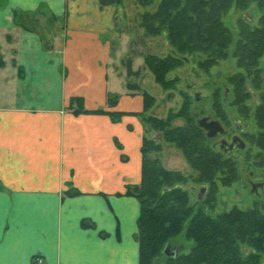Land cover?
<instances>
[{"label":"crops","instance_id":"0c3cea01","mask_svg":"<svg viewBox=\"0 0 264 264\" xmlns=\"http://www.w3.org/2000/svg\"><path fill=\"white\" fill-rule=\"evenodd\" d=\"M121 9L0 0V264H139L144 97L113 78Z\"/></svg>","mask_w":264,"mask_h":264},{"label":"trees","instance_id":"16d2710c","mask_svg":"<svg viewBox=\"0 0 264 264\" xmlns=\"http://www.w3.org/2000/svg\"><path fill=\"white\" fill-rule=\"evenodd\" d=\"M135 1L146 8L156 5L141 14L139 25L146 35L164 37L171 46L166 55L156 52L145 57L146 65L162 86L170 85V71L186 61L189 55L198 56L208 66L228 57L231 52L237 67L246 70L231 75L227 86L230 92L233 91V102L241 111L248 112L246 101L254 100V107L246 116L251 118L249 123L254 124L258 132L250 136L251 142L259 148L257 164L264 166V69L260 67V58L264 54V0ZM125 2L100 0L102 6L122 7ZM253 3L263 11L259 26L251 29L240 20L235 36L225 24L224 16L232 7L245 10ZM132 52L131 44L129 53ZM133 85L127 82L129 88ZM142 95L141 117L152 105L149 94L144 92ZM114 97L117 99L116 95L109 97V104L115 103ZM189 105L185 103L176 114L185 117L183 127L170 126L174 114L166 120L145 118L163 132L165 141L183 151L196 174L170 170L159 159H152L149 152L159 150L161 146L144 137L141 181L128 185L126 190L141 204L136 236L140 248L139 264H264V205L256 202L246 209L235 206L214 213L217 181L223 185L232 183L237 176L236 164L229 155L210 144L205 130L195 121L194 113L189 112ZM110 114L117 120L124 112ZM189 181L197 185L192 187L198 191L201 186L207 188L201 197L198 192L196 201L191 199ZM76 193L72 191V194ZM181 235L193 242L188 252L177 246V255H167L164 252L167 243L172 244Z\"/></svg>","mask_w":264,"mask_h":264},{"label":"rangeland","instance_id":"374dc122","mask_svg":"<svg viewBox=\"0 0 264 264\" xmlns=\"http://www.w3.org/2000/svg\"><path fill=\"white\" fill-rule=\"evenodd\" d=\"M118 13V26L123 32L117 40L116 66L123 76L114 78L117 88H126V82L133 83L131 90L139 93H148L152 99L151 108L142 115L144 125V135L155 144H160L159 150L149 152L152 159H159L163 166L170 170H179L186 174H196L187 162L183 151L174 144L165 141L163 132L153 127L151 122L145 121L146 117H155L156 120H166L170 114L173 118L169 121L171 127H183L186 124L185 117L176 116L185 107V103L190 104V113L197 112L201 117L210 116L218 119L230 131L223 136L217 135L210 139V144L222 137L231 141L232 134H240L246 143V148H236L229 155V158L236 164L237 176L232 183L223 185L217 181L216 207L214 213L228 211L237 206L242 209L253 207L256 202L264 205V166H259V148L251 142L252 134L258 132L254 129V124L250 125L245 131L240 132L236 129L235 121L239 118L243 123L249 122L250 117L246 114L251 113L254 107L253 98L246 101L248 112L241 111L240 107L233 102V91L229 92L231 98L224 99V87L229 84V77L239 71L245 73L246 70L237 67L236 58L230 52L228 57L218 59L215 63L206 66L198 56L189 55L178 67L170 71L172 82L168 87L162 86L157 82L156 77L145 63V57L149 53L159 52L166 55L170 52L171 46L166 38L158 36H148L140 27V16L148 8L154 9L156 5L148 8L142 7L135 0H127L122 5ZM263 11L256 3L249 8L240 10L232 7L224 16L225 24L232 29L237 36L238 24L240 20L245 21L251 29L259 26ZM133 51L130 54V44ZM121 55H124L123 62ZM130 62L128 63V59ZM260 67L264 69V54L260 58ZM230 85V84H229ZM229 87V86H227ZM230 88V87H229ZM200 94V99L196 100L195 93ZM197 121V119H195ZM224 153V152H223ZM226 154V153H224ZM252 183H262L257 192H252ZM194 184L189 181L188 187L192 201L197 200L198 189L192 187ZM198 188V187H197ZM193 242L184 238L183 235L174 239L172 247L183 248L188 252Z\"/></svg>","mask_w":264,"mask_h":264},{"label":"water","instance_id":"95a60500","mask_svg":"<svg viewBox=\"0 0 264 264\" xmlns=\"http://www.w3.org/2000/svg\"><path fill=\"white\" fill-rule=\"evenodd\" d=\"M225 93H229V87L226 86ZM195 98L196 100L200 99V94L198 92L195 93ZM194 116L197 119V124L202 127L204 130L207 132V137L208 138H214L218 133H224L225 129L223 125L221 124L220 121L204 116V117H199V113L194 112ZM240 140V144L238 147L240 148H246V143L241 140L238 136H235L233 139V142L227 145V148H223V145L227 142L225 140H222L220 142V148L223 149L225 153L230 154L236 147V142ZM262 186V183H252V192H257L258 187ZM206 186H201L199 187V197L203 195L206 192ZM164 252L169 255V256H175L178 253V248L177 247H172L171 243H167V245L164 248Z\"/></svg>","mask_w":264,"mask_h":264},{"label":"flooded vegetation","instance_id":"af4514ba","mask_svg":"<svg viewBox=\"0 0 264 264\" xmlns=\"http://www.w3.org/2000/svg\"><path fill=\"white\" fill-rule=\"evenodd\" d=\"M225 90H226V86L224 87V91H223L224 99H225V100H229V99H230L229 93L226 94V93H225ZM230 91H231V90H230V88H229V92H230ZM199 117H201V116L199 115ZM207 117H210V116H207ZM210 118H212V117H210ZM216 120H218V119H216ZM218 121H219V120H218ZM221 124H222V123H221ZM222 125H223V124H222ZM235 125H236V129H238L240 132H243V131H245V130L250 126V123H249V122H247V123H243L242 120L239 118L238 120L235 121ZM223 127H224V125H223ZM224 129H225V127H224ZM229 132H230V131H228L227 129H225L224 133H218L217 135H219V134H223V136H224L225 134L228 135ZM205 133H206V135H207L206 130H205ZM217 135H216L214 138H216ZM235 136H238L241 140H243V138H242V136H241L240 134L238 135V134H235V133H234V134H232V136H231V141H228V140H229L228 138L222 137L220 140H215V141L212 143V146L215 147V148H217V149H219V148H220V142H221L222 140H225V141L227 142V144L225 143V144L223 145V148L225 149V148H227V145H228V144H230V143L233 142V139H234ZM214 138H211V140L214 139ZM209 139H210V138H209ZM239 144H240V140H238V141L236 142V147H235V149L238 148ZM219 150H221L222 152H224L223 149H219ZM224 153H225V152H224ZM226 154H227V153H226Z\"/></svg>","mask_w":264,"mask_h":264},{"label":"built area","instance_id":"2783aa9c","mask_svg":"<svg viewBox=\"0 0 264 264\" xmlns=\"http://www.w3.org/2000/svg\"><path fill=\"white\" fill-rule=\"evenodd\" d=\"M41 261V260H40Z\"/></svg>","mask_w":264,"mask_h":264}]
</instances>
